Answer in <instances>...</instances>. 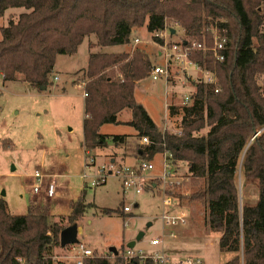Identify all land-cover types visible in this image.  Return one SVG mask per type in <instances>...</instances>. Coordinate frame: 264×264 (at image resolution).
<instances>
[{"label": "trees", "instance_id": "1", "mask_svg": "<svg viewBox=\"0 0 264 264\" xmlns=\"http://www.w3.org/2000/svg\"><path fill=\"white\" fill-rule=\"evenodd\" d=\"M10 9L24 10L10 13L1 27L0 76L4 82L21 76L39 89L52 84L57 56L75 54L92 35L91 47L124 46L135 28L146 25L162 44L156 34L171 22L186 39L208 45L215 28L227 37L221 62L211 52L192 54L215 73L217 82L196 85L195 119L185 122L180 135L160 130L135 98L136 86L153 67L144 50L135 49L131 56L127 51L91 52L82 79L87 91L83 146L96 152L107 147L108 139L122 144L125 135L108 137L100 130L118 123V114L130 109L128 124L137 138L150 139L139 144L137 159L152 160L168 150L188 165L189 185L195 189L169 194L180 205L199 202L205 207V225L219 233L220 250L232 254L226 264H264V0H0V18ZM241 158L244 180L258 190L256 202L242 209L237 184ZM69 207L67 218L57 219L47 204L32 200L25 214L13 215L0 196V264H54L61 231L78 224L91 207L85 190ZM103 211L124 213L120 207ZM114 255L93 251L84 264H157Z\"/></svg>", "mask_w": 264, "mask_h": 264}, {"label": "rangeland", "instance_id": "2", "mask_svg": "<svg viewBox=\"0 0 264 264\" xmlns=\"http://www.w3.org/2000/svg\"><path fill=\"white\" fill-rule=\"evenodd\" d=\"M23 10L10 9L0 18V40L1 27L8 24V15ZM173 29L177 31L175 36L171 33ZM160 32L164 36L159 37L169 43H177L185 37L183 30L171 22ZM136 38L141 42L134 43ZM90 41L94 42L95 36L86 37L75 54L57 56L51 76L53 82L46 89H39L23 81L21 76L5 82L0 76V196L6 199L8 210L13 215L25 214L30 201L35 200L47 204L56 218H67L70 212L69 200L77 199L82 190H85V200L91 207L87 208L83 219L78 222L79 241L86 243L93 251L110 255L113 259V250L124 256L127 244L143 233V237L136 241L135 249L153 254L159 247L151 246L149 240L162 234L164 188L168 197L170 191L186 194L195 189L189 185L188 165L178 161L173 175L178 184L164 186L157 177L163 173L162 157L157 153L152 159L154 169L147 173L146 187L141 193L136 194L131 188L125 190L121 179L115 173L109 175L104 183L91 186L95 168H86L85 164L84 98L81 95L84 90L76 84L83 79L91 52L127 51L131 56L134 50L139 48L146 52L154 65L163 62L158 56L161 44L153 40L146 25L132 31L131 43L128 45L91 47ZM206 75L205 73L204 76ZM55 76L58 79H54ZM64 89L66 93L60 94ZM183 92L179 89L176 94L174 92V97H171L170 91L165 98L163 83L149 76L138 83L134 95L160 130H164L163 110L166 99L168 103L180 102V106L177 104L179 109L171 119L176 125L170 124V131L168 130L173 132L176 126H183L185 122L191 123L195 119L190 106L182 105ZM131 117V110L125 109L118 114V123L104 124L101 132L108 137L125 135L128 140L134 141L135 145L140 144L142 140L136 137L135 128L128 124ZM202 131L206 132V129ZM108 142L103 155L110 159L113 156L111 152L116 153L121 144L115 145L111 139H108ZM90 152L94 156L99 153L91 150ZM105 162L104 164L108 163ZM241 166L242 158L237 175L242 209L245 204L256 202L258 190L255 183H246ZM35 171H41L45 177L56 175L58 188L54 198H46L43 191L37 194L33 192ZM84 172L88 174L86 178L83 177ZM124 205L130 206L131 211L111 214L103 211L104 208L118 207L122 210ZM185 209L191 215V224L185 228H175L178 233L176 238L166 237L164 253L174 258L200 256L205 264H226L232 254L220 250L219 233L205 225V207L199 202H193L185 205ZM67 223L66 220L65 224ZM71 245L55 249L57 257L54 264H76L75 251L71 250Z\"/></svg>", "mask_w": 264, "mask_h": 264}, {"label": "built area", "instance_id": "3", "mask_svg": "<svg viewBox=\"0 0 264 264\" xmlns=\"http://www.w3.org/2000/svg\"><path fill=\"white\" fill-rule=\"evenodd\" d=\"M170 31V29H169ZM172 31V30H171ZM264 32V23H263ZM158 36H164L159 32ZM138 38L135 39L134 43H139ZM227 44V37L220 35L217 28L214 29L213 44L208 45L206 41H198L196 39H186L182 38L177 43H169L168 41L161 44V56L163 58L162 63L154 64L150 71V78L153 80H162L165 84L166 98L171 91L174 95L176 91L172 88L176 85H184L186 82H193L194 86L200 83H216L217 77L215 73L206 67V63L201 65L198 61L192 59V54L196 51H202L204 53L211 52L214 56L215 61L221 62L225 59V50ZM192 70V71H191ZM194 71L199 72L198 75ZM207 74L204 76V74ZM55 79H58L55 76ZM80 87L83 88V95H87V91L84 88V84ZM196 90V89H195ZM218 91V89H216ZM193 93H184L181 95L182 105L190 106V111H192V105L194 102ZM172 95V94H171ZM177 97V96H175ZM183 99V100H182ZM180 106V102L177 103ZM176 103H168L167 99L165 102L164 109V123L163 127L165 131H170V124L176 125V122L171 120L173 114L179 109ZM178 107V108H174ZM186 109V106H185ZM168 131V132H169ZM172 133L180 135L182 133V125L177 127ZM143 145L149 144L150 139L148 137H143L141 139ZM85 150L86 154V168H95V173L90 182L91 186H98L104 183L107 177L111 174H116L122 181V186L126 190L128 188L133 189L136 194L141 193L145 190L147 173L154 169L153 160H143L140 161L135 166H123L116 167L113 163L97 165L96 157L91 154L89 150ZM162 157V174L157 177L161 180L164 186H174L178 184V181L173 177L174 172L177 168V162L173 159V154L165 150L159 153ZM88 174L84 172L83 177L86 178ZM44 174L41 171H35L34 178L35 184L33 186V192L39 193L43 188ZM56 183L55 179L52 178L48 181L44 188V193L47 198H52L55 195ZM164 205L163 213L161 216L162 220V234L160 236L154 237L149 240V244L153 247H159V249L153 254H146L142 249L136 250L135 246L132 248H127L124 253L125 259H152L157 264H205V261L200 256H186L174 258L167 256L164 253V242L166 237L176 238L177 231L175 228H185L191 224V215L186 211L185 205H180L174 201L170 196L168 197L165 193V188L163 191ZM131 207L128 205L123 206V212H130ZM71 250L75 251L74 257L77 259L76 264H84V259L93 255V250L89 248L86 243L78 241L70 246Z\"/></svg>", "mask_w": 264, "mask_h": 264}, {"label": "crops", "instance_id": "4", "mask_svg": "<svg viewBox=\"0 0 264 264\" xmlns=\"http://www.w3.org/2000/svg\"><path fill=\"white\" fill-rule=\"evenodd\" d=\"M176 33H177V31L176 30H174L173 29V31H172V35L173 36H175L176 35ZM158 56H160L161 57V59H162V61H163V58H162V56H161V52H160V50H159V52H158ZM157 63V62H156ZM195 72V74L196 75H198L199 74V72H197V71H194ZM54 79H55V77H54ZM156 81H161L162 83H163V87H164V92H165V84H164V82L162 81V80H156ZM81 83V84H80ZM80 83L78 82L77 84H76V86H81V85H83L84 83L82 82V81H80ZM178 86V87H177ZM176 87H174V88H172V90L173 91H177V90H182V91H184L183 92V94L184 93H194V91H195V89H196V86H194V84H193V82H186L184 85H177ZM74 88H75V86H74ZM46 89V88H45ZM64 93H66V90L64 89V90H62V92L60 93V94H64ZM82 95V97L85 99V97H84V95L83 94H81ZM174 97V95H173V93H172V95H171V97ZM165 98H166V93H165ZM84 101V100H83ZM164 109H165V104H164ZM164 111V110H163ZM84 117H85V110H84V116H83V119H84ZM102 128V127H101ZM101 131V130H100ZM135 136V135H134ZM137 137V136H136ZM136 137L135 138H133V140L134 139H136ZM139 139V138H138ZM138 146H139V144H137L136 143V145L134 144V141H130V140H128V137H126L125 138V141L118 147V151H116V153L115 152H111L112 154H113V156L112 157H110V159H107V157L105 156V155H103V150H104V148H102V149H99V150H97V153H98V151H99V153L95 156L96 157V162H97V165H99V164H104V163H106L105 161H107L108 163H113L116 167H118V168H120V167H123V166H135L138 162H139V160L137 159V154H136V149L138 148ZM121 149V152H119V150ZM101 154V155H100ZM104 161V162H103ZM47 175V174H46ZM52 178H54L55 179V183L57 182V177H56V175L55 176H50V175H48V176H46V177H44V179H43V183H44V185H43V188H42V190L40 191V192H42L43 191V193H44V188H45V186H46V184L48 183V181L50 180V179H52ZM57 186H56V191H55V195H54V197L56 196V192H57ZM39 192V193H40ZM35 194H37V193H35ZM44 195H45V193H44ZM46 197V196H45ZM53 197V198H54ZM47 198V197H46ZM72 200H74V199H72ZM71 200H69V202H70ZM78 233H79V228H78ZM128 248V247H127Z\"/></svg>", "mask_w": 264, "mask_h": 264}, {"label": "water", "instance_id": "5", "mask_svg": "<svg viewBox=\"0 0 264 264\" xmlns=\"http://www.w3.org/2000/svg\"><path fill=\"white\" fill-rule=\"evenodd\" d=\"M45 89V87H42ZM143 237V233H140L136 240L131 241L127 244L128 248H132L136 245V241L140 240ZM79 241L78 239V224L73 223L67 227H65L60 233V246L66 247L69 244H74ZM113 253H117V251L113 250Z\"/></svg>", "mask_w": 264, "mask_h": 264}]
</instances>
